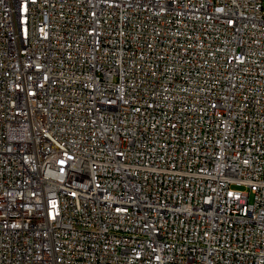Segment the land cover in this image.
Returning <instances> with one entry per match:
<instances>
[{
  "label": "built area",
  "instance_id": "2783aa9c",
  "mask_svg": "<svg viewBox=\"0 0 264 264\" xmlns=\"http://www.w3.org/2000/svg\"><path fill=\"white\" fill-rule=\"evenodd\" d=\"M0 264H264V0H0Z\"/></svg>",
  "mask_w": 264,
  "mask_h": 264
}]
</instances>
